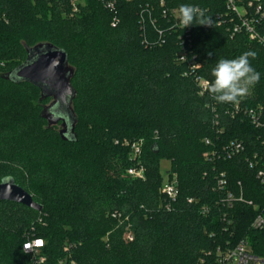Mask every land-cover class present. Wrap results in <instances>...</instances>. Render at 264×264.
I'll return each instance as SVG.
<instances>
[{
	"label": "trees",
	"instance_id": "obj_1",
	"mask_svg": "<svg viewBox=\"0 0 264 264\" xmlns=\"http://www.w3.org/2000/svg\"><path fill=\"white\" fill-rule=\"evenodd\" d=\"M260 2L237 6L257 19ZM181 4L199 6L211 25L179 27ZM239 23L226 0H118L114 12L98 0H0V62L19 60L0 70V103L9 98L0 108V183L13 178L43 206L0 203V264H36L24 250L34 240L45 243L44 264H218L241 242L264 260V228L253 226L264 218V187L249 164L257 154L264 166V128L232 118L235 103H217L198 83L214 80L219 59L255 50L261 79L238 103L264 110V45L235 32ZM256 28L264 36V19ZM42 43L65 50L75 69L74 141L57 133L61 122L49 125L38 88L3 77L26 61V47ZM29 88L40 93L29 102L33 131L18 121L15 98ZM236 141L245 150L225 158ZM13 161L29 183L8 172ZM174 176L178 194L169 199L162 190ZM229 191L245 201L228 204Z\"/></svg>",
	"mask_w": 264,
	"mask_h": 264
},
{
	"label": "water",
	"instance_id": "obj_2",
	"mask_svg": "<svg viewBox=\"0 0 264 264\" xmlns=\"http://www.w3.org/2000/svg\"><path fill=\"white\" fill-rule=\"evenodd\" d=\"M26 51V61L3 77L15 84L29 83L38 88L41 100L52 99L51 104L44 108L45 118L49 125L61 122V138L74 141L77 118L73 102L77 91L72 85L75 69L69 63L68 53L51 43L26 47ZM2 202L18 204L37 212L43 210V206L17 185L13 178H6L0 183V203Z\"/></svg>",
	"mask_w": 264,
	"mask_h": 264
},
{
	"label": "built area",
	"instance_id": "obj_3",
	"mask_svg": "<svg viewBox=\"0 0 264 264\" xmlns=\"http://www.w3.org/2000/svg\"><path fill=\"white\" fill-rule=\"evenodd\" d=\"M100 3L103 4V6L111 11L114 12L116 10L118 0H98ZM260 2L261 0H256ZM227 8L238 15L240 19V23L235 26L234 31L240 32L244 30L249 39L251 41H255L258 43H261L264 45V36H261L256 28V20L260 21V19H264V4L263 2H260L256 8V14L259 16L257 19H254V17L248 16L246 9L244 7H238L237 6V0H226ZM74 11H77L76 6L74 5ZM116 25V18L113 20V26ZM206 82H208L205 79H198L199 86L201 88V94L206 93ZM228 114L232 116V118L236 117L238 114H242L244 116H247V118L250 120L252 125L257 128L261 129L264 128V110L262 107H259L257 109H244L240 106V104L237 102L234 104L233 108L228 111ZM215 125L218 124V115L215 116ZM206 145H211V142L209 140H206ZM132 148L135 153V157H137L141 152V144L134 143L132 145ZM226 152L225 158H232L235 155L243 152L245 150L244 145L242 142L236 141L230 143L227 148L224 149ZM217 152L213 150L210 154L208 153L207 156H216ZM254 161L249 160L250 167L253 169H256V179L258 182L264 187V166L261 163L262 158H260L257 154L254 156ZM129 174L136 176V177H142L143 176V170L142 169H132L129 171ZM226 181L224 179H220L219 186L225 187ZM163 193L169 198V199H175L178 192H177V179L176 176L173 178H169L164 186H163ZM239 202H244L243 195L241 194L237 198L234 196L232 192H228L227 195V203L232 204V201L235 200ZM249 205H252L251 202H249ZM207 209H204V212H207ZM116 216V215H114ZM253 226L257 229L264 228V218L260 215L255 220ZM128 237L132 239V235L129 234ZM44 241L43 240H34L31 242H28L24 245V250L26 253L32 255L34 257L36 264H44L45 258L39 257L40 250L44 247ZM218 264H264V260L255 257L251 252L249 251V248L247 244L241 242L234 250H231L227 252L225 255H223L222 258L219 259Z\"/></svg>",
	"mask_w": 264,
	"mask_h": 264
},
{
	"label": "clouds",
	"instance_id": "obj_4",
	"mask_svg": "<svg viewBox=\"0 0 264 264\" xmlns=\"http://www.w3.org/2000/svg\"><path fill=\"white\" fill-rule=\"evenodd\" d=\"M176 18L178 26L183 29L192 25H211V18L206 17L204 10L196 5L181 4ZM257 55L255 50L250 49L232 59H219L211 71L214 80L206 82L208 94L217 103H237L246 96L249 88L261 79L260 72L251 64Z\"/></svg>",
	"mask_w": 264,
	"mask_h": 264
},
{
	"label": "rangeland",
	"instance_id": "obj_5",
	"mask_svg": "<svg viewBox=\"0 0 264 264\" xmlns=\"http://www.w3.org/2000/svg\"><path fill=\"white\" fill-rule=\"evenodd\" d=\"M18 62H19V60L17 58H15L13 61L2 60L0 62V70L1 71H8V70L12 69L13 67H15ZM29 90H31V89L29 88L24 92L18 93V96H16L15 98H16V100H18L21 103V108H22V114H21L18 121H24L26 123L25 127H22V128H24V130L26 128L27 130L33 131V129L37 126V123H36V121L35 122L32 121L33 119L31 116H32V112H36V107L34 108V106L30 105L29 102L32 100V98H37L35 100V102H38V100L40 98V93L34 92L32 90L29 91ZM248 94H250V89H249L247 95ZM8 100H9V98H7L5 100V102L2 101L0 103V108L7 106L9 104V103H7ZM51 102H52V99H49L48 101L41 103V105H47L48 106V105H50ZM34 105H35V103H34ZM46 126L48 127V125H46ZM54 128L56 129L57 133L61 130L60 125L54 126ZM21 139L23 140V138H21ZM8 166H9L8 172L14 174L19 181H22V182L25 181L26 183L30 182L29 174L23 169L21 164L19 165V164H17V162L13 161V162H10L8 164ZM169 169H170V162L167 160H162L161 161L162 173L166 174L169 171ZM248 248H249V251L252 252V249H251L249 243H248Z\"/></svg>",
	"mask_w": 264,
	"mask_h": 264
}]
</instances>
